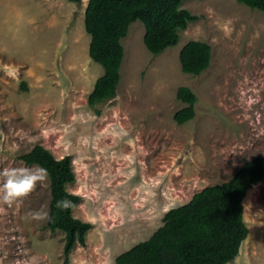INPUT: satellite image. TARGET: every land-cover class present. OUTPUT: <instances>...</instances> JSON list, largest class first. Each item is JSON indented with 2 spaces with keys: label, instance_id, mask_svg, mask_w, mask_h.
<instances>
[{
  "label": "rangeland",
  "instance_id": "374dc122",
  "mask_svg": "<svg viewBox=\"0 0 264 264\" xmlns=\"http://www.w3.org/2000/svg\"><path fill=\"white\" fill-rule=\"evenodd\" d=\"M88 3L0 0V170L31 167L19 157L38 145L56 159L71 156L76 180L67 187L81 198L73 217L92 227L68 264H116L170 209L264 157V13L237 0H183L199 19L157 56L134 22L122 40L117 96L90 107L104 69L89 56ZM191 41L212 48L198 76L181 68ZM181 87L198 101L180 126ZM51 200L48 178L19 209L0 201V264H65V233L51 232L48 219H22L49 215ZM243 204L249 236L230 264H264V178Z\"/></svg>",
  "mask_w": 264,
  "mask_h": 264
},
{
  "label": "trees",
  "instance_id": "16d2710c",
  "mask_svg": "<svg viewBox=\"0 0 264 264\" xmlns=\"http://www.w3.org/2000/svg\"><path fill=\"white\" fill-rule=\"evenodd\" d=\"M237 1L264 13V0ZM182 3L183 0H89L84 19L85 30L91 36L89 56L104 69L89 96L90 107L117 96L125 51L122 40L134 22L144 24V44L153 55H160L179 43L180 34L199 19L182 8ZM211 60V46L201 41H191L180 51L182 71L192 76L207 70ZM177 98L188 104L174 115V121L181 126L194 119L198 99L188 87L179 88ZM19 159L48 172L52 200L47 226L53 233H65V264H68L75 246L86 245V235L92 227L73 217L75 208L68 211L56 208V201L62 197L72 200L75 206L81 200L64 191L76 180L72 158L56 159L38 145ZM263 178L264 157L247 162L228 182L207 187L187 204L166 212L162 226L149 239L120 254L116 264H230L239 256L249 236L244 200Z\"/></svg>",
  "mask_w": 264,
  "mask_h": 264
},
{
  "label": "clouds",
  "instance_id": "9594fccd",
  "mask_svg": "<svg viewBox=\"0 0 264 264\" xmlns=\"http://www.w3.org/2000/svg\"><path fill=\"white\" fill-rule=\"evenodd\" d=\"M48 179V172L45 168L33 164L28 166L4 167L0 170V201L9 206L21 207L36 190L37 186ZM65 193L72 194V189L65 187ZM76 206L72 200L60 198L56 201V208L61 211L74 209ZM22 219L26 222L45 221L49 215L43 209L26 213ZM233 264H238L234 261Z\"/></svg>",
  "mask_w": 264,
  "mask_h": 264
}]
</instances>
